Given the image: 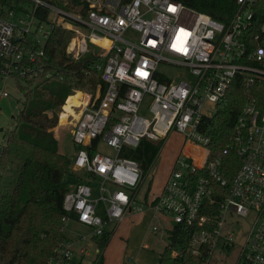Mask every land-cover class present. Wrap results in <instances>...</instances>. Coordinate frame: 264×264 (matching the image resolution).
Wrapping results in <instances>:
<instances>
[{
    "label": "built area",
    "instance_id": "built-area-1",
    "mask_svg": "<svg viewBox=\"0 0 264 264\" xmlns=\"http://www.w3.org/2000/svg\"><path fill=\"white\" fill-rule=\"evenodd\" d=\"M24 1L0 17V98L9 95L8 77L22 79L38 65L56 25L72 31L67 55L78 60L91 53L103 83L102 90L81 91L77 114L64 123L77 146L71 168L89 176L64 194L63 220L73 214L90 232L66 240L48 264H78L75 256L89 255L104 231L145 210L171 222L167 230L190 227L187 248L201 255L200 264H264V84L247 95L232 141L216 156H209V137L199 129L203 116L212 115L205 104L215 108L234 80L248 93L254 82H264V24H255V0H231L224 20L181 0H81L83 13L52 0H27L29 8ZM41 8L47 10L43 20ZM172 132L184 144L160 191L145 198L142 169L121 155L122 148H135L141 139L164 143ZM101 142L113 155L98 150ZM231 149L237 167L225 160ZM239 217L250 221L241 240Z\"/></svg>",
    "mask_w": 264,
    "mask_h": 264
},
{
    "label": "trees",
    "instance_id": "trees-1",
    "mask_svg": "<svg viewBox=\"0 0 264 264\" xmlns=\"http://www.w3.org/2000/svg\"><path fill=\"white\" fill-rule=\"evenodd\" d=\"M22 0H0V17L6 9H19ZM186 6L211 17L224 20L233 10L231 0H181ZM67 11H84L81 0L55 2ZM40 19L47 10L39 9ZM255 24H264V0H255ZM72 36L70 29L54 26L37 57L38 65L22 78L18 87L23 94L21 108L13 116L15 126L2 143L0 153V264H48L55 250L68 240L64 234L67 215L62 207L64 194L84 181L89 174L72 170V157L59 152L53 130L57 125L59 108L74 90L95 92L103 83L91 53L73 60L66 53ZM261 82H254L249 93L242 82L234 80L223 98L216 103L215 112L203 116L199 129L209 137V156L214 157L232 141L235 119L248 94L258 93ZM161 148L160 142L141 139L135 148L123 147L121 155L136 160L142 173L152 167ZM77 149V146H75ZM95 146L90 147V152ZM231 149L225 160L237 163ZM235 167V166H234ZM234 169H227L231 174ZM151 178L145 188L148 197ZM73 214H68L72 218ZM113 231H104L95 242L98 248L91 264H103L102 251ZM191 228L175 224L167 230V243L159 253L156 264H200L201 255L188 251ZM176 252V255L173 254Z\"/></svg>",
    "mask_w": 264,
    "mask_h": 264
},
{
    "label": "rangeland",
    "instance_id": "rangeland-1",
    "mask_svg": "<svg viewBox=\"0 0 264 264\" xmlns=\"http://www.w3.org/2000/svg\"><path fill=\"white\" fill-rule=\"evenodd\" d=\"M53 1H62L61 3H65V0ZM23 5L27 8L30 7V3L27 0L23 2ZM50 16L53 17L54 14L51 13ZM94 50L97 51L96 48H94ZM160 68H162V66H160ZM164 69L168 72H172L171 68L164 67ZM19 84H23L22 79L17 80L12 77H8L4 82L5 89L8 91L9 95L0 98V144L4 142L6 134L14 128L15 120L13 116L16 115L21 108L23 94L18 87ZM75 91L77 90H74V92ZM61 111L62 107H60L58 111L57 125L49 130H53L57 138V150L71 158L75 153V144L71 139L70 126L59 122ZM203 111L206 114H213L215 108L212 103H206ZM183 138L181 134L172 132L168 135L164 143L160 142L161 148L155 158L152 170L143 174V188H146L148 180L151 178L149 194L158 193L160 191L165 175L170 169L171 161L184 144ZM98 150L109 155H113L114 153L113 149L103 142L99 144ZM72 170L74 169L72 168ZM155 214L154 219L153 217H147L140 226L135 224L132 226L129 219L119 224L118 229L116 232L112 233L107 245L102 251L104 264H156L159 253L167 243V229L172 223H169L163 217V219H161V214ZM154 223L157 225L161 223L162 229L159 231L152 230L151 226ZM249 226V218H238L235 229L236 238L238 240H241L245 235ZM89 232V228L78 224L71 218H68L64 224V234L68 240L73 242L77 241L80 235H86L89 234ZM92 247L90 249L88 248L90 255L84 259V264H91L96 258V252ZM74 261L76 262L75 258Z\"/></svg>",
    "mask_w": 264,
    "mask_h": 264
},
{
    "label": "crops",
    "instance_id": "crops-1",
    "mask_svg": "<svg viewBox=\"0 0 264 264\" xmlns=\"http://www.w3.org/2000/svg\"><path fill=\"white\" fill-rule=\"evenodd\" d=\"M174 159V158H173ZM172 162V161H171ZM153 168V167H152ZM152 168H151V170H152ZM150 170V171H151ZM149 171V172H150ZM168 172H169V170H168ZM168 172H167V174H168ZM167 174L165 175V178H164V180H163V182L165 181V179H166V176H167ZM162 185H163V183H162ZM162 185H161V187H162ZM160 187V188H161ZM141 194L142 195H144V197H145V188H143L142 189V191H141ZM153 194H157V193H151L150 195H153ZM152 213V214H151ZM156 214H154V212H152L151 210H145V211H143L142 213H130V214H127L125 217H124V219H122L119 223H117L116 225H114L113 226V233L114 232H116V230L118 229V227H119V224H121L124 220H126V219H129V221L132 223L131 225L133 226V224H135V225H137V226H140L141 224H143V222H144V220H146L147 219V217H153V219H154V216H155ZM160 218L161 219H163L161 216H160ZM152 221H154V220H152ZM153 225H157L156 223H154V224H152V226ZM152 226H151V229H152ZM158 226H160V228H159V230H161L162 229V225H161V223L158 225ZM159 230H157V231H159ZM94 251L96 252L97 251V245L96 244H94ZM89 255H90V253H89ZM89 255H85V256H83V255H80V257H79V255H76L75 256V259H76V262H78V264H84V259L87 257V256H89ZM103 264H104V262H103Z\"/></svg>",
    "mask_w": 264,
    "mask_h": 264
},
{
    "label": "bare ground",
    "instance_id": "bare-ground-1",
    "mask_svg": "<svg viewBox=\"0 0 264 264\" xmlns=\"http://www.w3.org/2000/svg\"><path fill=\"white\" fill-rule=\"evenodd\" d=\"M104 42L108 44L107 40H104ZM82 95V92L77 90L66 97L64 104L62 105V111L59 119L60 123L64 124L66 122V117L68 116V114H77V109Z\"/></svg>",
    "mask_w": 264,
    "mask_h": 264
}]
</instances>
